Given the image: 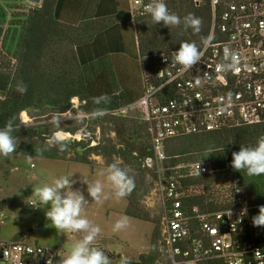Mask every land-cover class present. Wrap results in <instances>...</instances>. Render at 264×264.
<instances>
[{
  "label": "trees",
  "instance_id": "trees-1",
  "mask_svg": "<svg viewBox=\"0 0 264 264\" xmlns=\"http://www.w3.org/2000/svg\"><path fill=\"white\" fill-rule=\"evenodd\" d=\"M16 5L15 0H0V128L10 117L19 127L13 133L19 144L11 156L67 161L74 151L71 160L75 163L92 166L90 157L96 155L104 158L106 167L119 159L122 167L131 169L135 180L133 191L124 197L128 202L125 215L144 221L149 217L141 201L161 180H179L181 191L189 189L182 202L190 211L223 208L230 192L240 188L250 210L235 238L264 246V227L252 224L258 206L264 205V175L248 176L230 166L233 152L255 145L264 135V123L171 140L165 146L166 159L148 168L146 160L154 158L148 122L129 120L123 113L144 97L149 84H157L155 71L161 56L178 51L183 41L202 48L201 39L209 37L212 26L209 5L188 0L167 5L181 18L189 13L199 17L202 28L198 34L190 28L185 31L183 25H153L150 15L132 20L128 4L122 11L117 0H42L27 11L9 7ZM120 23L129 25V42ZM24 86L26 92L19 91ZM102 94L109 102L94 104L93 97ZM97 107L105 109V115L92 118ZM72 111L85 113L89 124L102 129L97 135L94 130L58 126L66 134L84 135L80 140H67L68 148L61 152L58 146L46 143L57 125L45 119ZM23 113L35 118L37 124L23 123ZM109 133H114L116 141L106 137ZM194 163L207 164L213 172L191 177L189 166ZM154 234L149 251L127 264L168 261L157 243L160 232ZM200 264L226 263L208 260Z\"/></svg>",
  "mask_w": 264,
  "mask_h": 264
},
{
  "label": "built area",
  "instance_id": "built-area-1",
  "mask_svg": "<svg viewBox=\"0 0 264 264\" xmlns=\"http://www.w3.org/2000/svg\"><path fill=\"white\" fill-rule=\"evenodd\" d=\"M179 1L165 0V3ZM188 1L210 6L211 39L201 48V61L188 71L172 63L176 51L159 58L155 71L157 84H149L139 101L147 110L154 153V158L146 160L148 168L166 159L165 146L171 140L264 123V0ZM149 2L127 0L132 20L149 16L145 11ZM225 46L239 53L238 72L215 71L216 64L223 60ZM78 133L75 136L65 133L69 136L66 139L80 140L84 135ZM189 169L190 176L195 178L213 172L204 163H194ZM181 189L180 181L174 179L161 180L157 189L164 208L162 250L169 264H200L208 260L264 264V246L235 238L250 210L240 188L230 192L223 208L210 212L184 207L182 199L189 189ZM166 202L170 203L168 209ZM58 262L59 255L53 249L22 240L0 241V264Z\"/></svg>",
  "mask_w": 264,
  "mask_h": 264
},
{
  "label": "rangeland",
  "instance_id": "rangeland-1",
  "mask_svg": "<svg viewBox=\"0 0 264 264\" xmlns=\"http://www.w3.org/2000/svg\"><path fill=\"white\" fill-rule=\"evenodd\" d=\"M16 6L22 10H29L36 5L28 0H15ZM40 5V4H39ZM4 7L8 8V6ZM11 13V12H10ZM11 14H8V17ZM130 47V45H129ZM129 120H147V110L143 103H136L123 110ZM37 113L34 112V115ZM23 123L33 125L35 118L28 114L21 115ZM88 116L83 112H67L45 119L46 123H54L64 129H89L99 134L102 127L88 123ZM58 121V124H57ZM63 131V130H62ZM64 132V131H63ZM91 133V132H90ZM66 135V134H65ZM77 134V138H80ZM69 137V136H66ZM106 137L116 141L114 133ZM67 161H52L33 159L28 162L27 157L10 156L0 158V241L22 240L25 243L37 244L55 250L61 257L70 251L72 245L82 234L58 232L51 222L46 219L45 208H36L31 205L36 198L33 189L44 184H51L56 178L64 175L71 177L73 190H79L88 200L84 215L101 228L95 246L104 250L110 257L111 264H124L125 261H136L141 254H146L155 231L160 232L158 246H163V200L159 193L158 184L141 201L149 221L138 220L125 215L128 202L125 198L116 199L107 185L106 177L102 176L106 170L103 157L92 155V166L75 163L74 151ZM120 163L119 159H116ZM100 179L105 182V193L108 199L102 203L92 201L87 193V182ZM126 218L127 227L119 232L113 231V225L118 219ZM18 237V238H17ZM164 259V258H163ZM157 264H169L168 261H159Z\"/></svg>",
  "mask_w": 264,
  "mask_h": 264
},
{
  "label": "clouds",
  "instance_id": "clouds-1",
  "mask_svg": "<svg viewBox=\"0 0 264 264\" xmlns=\"http://www.w3.org/2000/svg\"><path fill=\"white\" fill-rule=\"evenodd\" d=\"M145 11L151 16L153 25L162 23L168 28L183 25L185 31L190 28L196 34L200 33L202 28V20L199 17L189 13L181 18L169 11L165 0H150L145 6ZM210 39L211 37L202 38L201 43L207 46ZM202 57L203 51L195 42L183 41L180 43L178 51L175 52L172 63L188 71L198 64ZM240 63L239 53L229 46H225L223 60L216 64L215 71L217 73H235L239 71ZM197 83H199V79ZM26 90V86L19 88L21 92H26ZM109 100L110 98L106 94L93 97V103L96 105L108 103ZM105 111L100 107L94 108L91 117L101 118L105 115ZM18 130L19 127L15 124L14 118L11 117L0 128V156L8 158L17 151L18 138L13 133ZM46 143L49 146H58V150L61 152L68 148L66 135L58 126L57 130L47 138ZM27 159L31 163L32 156L28 155ZM230 166L234 171L246 172L248 176L264 175V135L257 138L255 145L241 146L238 152H233ZM101 175L106 177L107 185L116 199L126 197L135 187L131 169L122 167L117 161L107 165L105 172ZM85 183L87 184V193L92 201L99 204L108 199L104 181L97 179L91 182L85 181ZM72 184L71 177L64 175L56 178L51 184L34 188L32 194L36 198L32 201L33 207L45 208L50 206L47 207L45 216L58 232L82 234L72 245L70 251L61 257L58 264H111L110 257L106 255L104 250L95 246L97 237L101 233L100 226L94 224L83 214L88 200L81 191L73 190ZM252 224L254 227H264V205L258 206V214L252 217ZM126 227V218L118 219L113 225V231L119 232ZM124 264H127V261Z\"/></svg>",
  "mask_w": 264,
  "mask_h": 264
},
{
  "label": "crops",
  "instance_id": "crops-1",
  "mask_svg": "<svg viewBox=\"0 0 264 264\" xmlns=\"http://www.w3.org/2000/svg\"><path fill=\"white\" fill-rule=\"evenodd\" d=\"M117 1L121 4L122 11L127 10V0H117ZM120 25L123 28V34L126 36V41L129 42V38H130V31H128L129 25L124 23H120Z\"/></svg>",
  "mask_w": 264,
  "mask_h": 264
},
{
  "label": "water",
  "instance_id": "water-1",
  "mask_svg": "<svg viewBox=\"0 0 264 264\" xmlns=\"http://www.w3.org/2000/svg\"><path fill=\"white\" fill-rule=\"evenodd\" d=\"M29 3L33 4V5H39L41 4L42 0H28Z\"/></svg>",
  "mask_w": 264,
  "mask_h": 264
}]
</instances>
